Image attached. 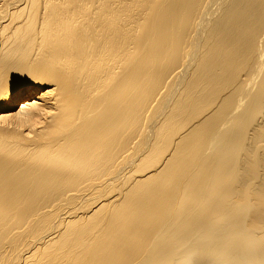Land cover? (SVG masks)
Listing matches in <instances>:
<instances>
[{"label": "bare ground", "instance_id": "1", "mask_svg": "<svg viewBox=\"0 0 264 264\" xmlns=\"http://www.w3.org/2000/svg\"><path fill=\"white\" fill-rule=\"evenodd\" d=\"M0 264H264V0H0Z\"/></svg>", "mask_w": 264, "mask_h": 264}]
</instances>
